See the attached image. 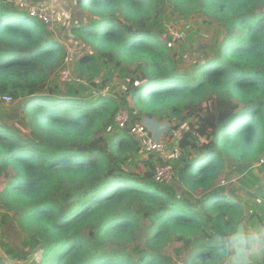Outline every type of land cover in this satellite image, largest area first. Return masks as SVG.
I'll return each mask as SVG.
<instances>
[{"label":"trees","instance_id":"obj_1","mask_svg":"<svg viewBox=\"0 0 264 264\" xmlns=\"http://www.w3.org/2000/svg\"><path fill=\"white\" fill-rule=\"evenodd\" d=\"M77 1L88 16L68 34L90 48L77 72L98 89L112 67L127 92L85 97L79 78L57 81L65 44L0 0V103L19 104L25 128L0 120V250L20 264H167L164 249L177 240L185 264L225 263L245 207L216 183L230 163L248 169L264 155V0ZM195 15L214 38L182 68L166 22ZM143 117L172 132L188 121L170 163L191 195L154 181L160 156L141 160L130 126Z\"/></svg>","mask_w":264,"mask_h":264},{"label":"rangeland","instance_id":"obj_2","mask_svg":"<svg viewBox=\"0 0 264 264\" xmlns=\"http://www.w3.org/2000/svg\"><path fill=\"white\" fill-rule=\"evenodd\" d=\"M80 18V17H79ZM206 19L201 18L200 16H192L188 18H173L169 22H166V34L165 37L168 40L169 33L175 31H184L187 33V37L185 43L180 47L173 49L174 55L180 59L182 56L185 62L179 64L182 68L190 67L193 63L200 60L203 50L205 49L204 44L207 40L214 38L213 28L211 25L207 24ZM80 22V21H79ZM78 22V23H79ZM209 22V21H208ZM63 26L59 30L56 31L55 37L61 39L62 43L65 44L67 50L69 51V56L66 61L65 67L58 73L56 76L57 81L60 83H74V81L79 82L78 78L81 80L80 84H85L84 87L88 89L87 83L82 79L77 72V64L80 56L84 52H89L90 48L81 40H74L68 34L70 32L69 29L72 26ZM74 27V26H73ZM196 48L194 49V47ZM103 78L98 77L95 82L98 84V89L91 87L83 92L85 97L92 96H107L114 94H124L127 92V80L118 76L117 72L109 66L103 68ZM74 80V81H73ZM130 98V97H129ZM130 99H128L129 101ZM130 102V101H129ZM19 104L15 102L12 104H4L0 103V120L8 121L11 125L25 130L24 126L21 124V115L19 114ZM167 122V121H165ZM171 124V123H170ZM172 125V124H171ZM173 126V125H172ZM188 121L182 125L180 130L167 133L169 135L168 141L165 139L166 144H168V150L173 156V164L177 163L176 159L179 155V141L182 138L183 134L188 131ZM162 141V140H161ZM143 157V156H142ZM140 157L141 160L147 161V156ZM136 171L140 170L145 172V168L140 163H137ZM177 172V171H176ZM178 174V173H177ZM228 178L230 181V185L226 187V191L229 194L234 195L235 199L244 204L245 207V222L248 219L255 218L256 216H261L264 218V172L260 171V169L250 170L249 168H237L234 165L228 166L225 174L221 176L218 183H216L217 187L221 188V180L224 178ZM177 179V178H176ZM174 181L173 188L176 194L181 195L183 193L191 195L192 193L188 188L178 181V179ZM194 198H199L203 195V192L197 190V192L193 193ZM19 231L14 230V236H12V240L15 243H19L17 234ZM1 236V233H0ZM12 240L8 238V241L12 243ZM181 246V243L177 240H174L170 245H168L163 252V256L166 258L165 262L167 264H185L188 254H183L181 257L176 255V250ZM0 258H3L5 264H20L14 260L9 259L4 250H0ZM174 258V260H173Z\"/></svg>","mask_w":264,"mask_h":264},{"label":"built area","instance_id":"obj_3","mask_svg":"<svg viewBox=\"0 0 264 264\" xmlns=\"http://www.w3.org/2000/svg\"><path fill=\"white\" fill-rule=\"evenodd\" d=\"M60 0H10L13 7L17 10L27 13L30 17L37 19L44 24L51 32L56 33L57 30L66 26V17L63 12L57 7ZM187 33L184 31H175L169 33L166 45L169 49H175L185 43ZM3 103L11 104L14 100L6 96L2 99ZM116 122L118 128L126 129L129 127V114L127 111H120L117 114ZM130 134L136 141L140 143L139 155L148 156L156 154L164 160L163 165H157L153 173V179L156 183L161 185H170L176 179L173 164L170 161L173 159L172 154L167 148V144L162 141H154L150 131L141 123L130 126ZM264 167V156L254 162L250 169H258ZM222 187H228L230 181L226 178L221 180Z\"/></svg>","mask_w":264,"mask_h":264},{"label":"water","instance_id":"obj_4","mask_svg":"<svg viewBox=\"0 0 264 264\" xmlns=\"http://www.w3.org/2000/svg\"><path fill=\"white\" fill-rule=\"evenodd\" d=\"M141 124H143L150 131L153 140L157 142H160L162 138L172 129V125L169 122H161L157 119L149 117H143ZM245 234V226L241 223L238 225L236 232L227 237V242L231 245L234 251V255L231 259L233 264H251L247 241L244 238Z\"/></svg>","mask_w":264,"mask_h":264},{"label":"crops","instance_id":"obj_5","mask_svg":"<svg viewBox=\"0 0 264 264\" xmlns=\"http://www.w3.org/2000/svg\"><path fill=\"white\" fill-rule=\"evenodd\" d=\"M57 7L61 12L65 14L66 17V24H70L69 26H74L76 21H78L79 17L81 16H88L84 12H82L79 9L78 1L77 0H60ZM169 135H165L162 139H165L168 141ZM166 142V141H165ZM168 146V144H167ZM168 148V147H167ZM264 156V155H263ZM261 156V157H263ZM250 169V168H249ZM260 171L264 172V167L258 168ZM255 170V169H250ZM264 195V194H263ZM246 233L249 231V229H264V218L259 214V216L253 217L252 219H248L247 222L244 223ZM247 248L249 251V259L251 261V264H264V246H261L258 248L257 251H253L252 247L247 244ZM229 254L230 257L228 261H226L223 264H233L231 259L234 255L233 248H229Z\"/></svg>","mask_w":264,"mask_h":264},{"label":"clouds","instance_id":"obj_6","mask_svg":"<svg viewBox=\"0 0 264 264\" xmlns=\"http://www.w3.org/2000/svg\"><path fill=\"white\" fill-rule=\"evenodd\" d=\"M231 233H235V229L229 230ZM245 240L250 245L253 251H257L259 247L264 246V229H249L245 234ZM229 248L231 245H227Z\"/></svg>","mask_w":264,"mask_h":264}]
</instances>
